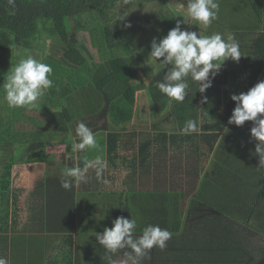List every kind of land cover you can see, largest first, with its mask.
<instances>
[{"label": "trees", "instance_id": "1", "mask_svg": "<svg viewBox=\"0 0 264 264\" xmlns=\"http://www.w3.org/2000/svg\"><path fill=\"white\" fill-rule=\"evenodd\" d=\"M120 1L15 0L13 6L8 0H0V84L12 70L11 66L14 68L18 62L12 61L13 56L18 55L15 52L23 50L26 55H32L33 51L45 53L43 47L47 49L53 38L59 39L66 47L65 62L74 68L85 67L89 60L72 38V24L94 34L93 46L99 47L103 62L109 65L107 70L99 59L91 63L88 81L91 79L92 83L80 84V88L71 86L75 73L67 74V84L63 80L56 81V75L53 76V88L47 91L36 108L16 109V129L3 130L0 119V154L5 155L4 160L9 159L11 151L12 158L14 151L22 145H27V160L32 163L46 162V150L53 140L65 141L70 149L76 128L74 119L79 116L95 129L94 133L114 130L113 124L127 123L132 119L140 90L148 93L159 112L167 109L169 98L156 87V82L163 79L167 69L151 78L148 76L140 62L149 59V54L144 47L136 45V29H113L100 24L92 28L90 25L87 15H91L94 21L106 18L118 8ZM174 17L170 14L164 16L168 32L178 23ZM179 23L181 29L186 30ZM38 52L35 55L39 56ZM42 53L41 57L44 56ZM52 68L53 74L61 73L59 67ZM263 70L264 33L254 41L252 54L244 61V77L240 76V79H246L245 93L256 85ZM79 73L82 72L79 70L77 77ZM140 73L146 75L145 81H138ZM237 76L233 71L220 69L214 78L218 82L215 106L220 109L223 106L221 110L206 111V94H201L203 110L198 134L182 135L175 128L166 131L160 124L151 131H109L106 134L108 163L103 174L109 183L99 181L95 171L90 169L87 182L80 184L82 195L87 194L86 206L81 203L83 199H76V186L71 191L58 189L62 178L50 176L45 179L47 188L42 181L40 231L65 234L59 237L56 247L48 251L46 264L82 263L74 234H82L83 219L92 234L101 232L99 225H95L98 213L94 215L90 211V204L95 205L102 198L104 209L111 208L117 217L132 216L137 221V235L148 225H159L173 234L166 250L151 251L150 259L145 260L149 264H262L264 245L256 244L252 236L264 237V167H260L259 157L255 154L256 141L250 136L252 122H245L242 127L228 124L235 108L231 93L241 87L229 83L237 82ZM59 83L61 89L57 87L55 90ZM224 87L227 94H222L219 89ZM194 91L195 87L192 88ZM198 102L199 95L191 94L184 102L174 103L177 104L175 115L179 130L185 124L186 113L192 112V119L195 114L196 120ZM34 110L36 118L29 113ZM106 116L113 119V124L103 123L99 127ZM20 122L29 128L20 129ZM34 123L38 126H32ZM8 143L10 148L7 151L5 145ZM76 154L77 166L82 168L85 155L89 158L88 152ZM12 167L6 168L0 183V221L5 224V227L0 226L1 232L17 230L14 220L12 227L8 226L9 214L2 213L7 202L5 196L11 189ZM122 178L120 190H106L109 184L119 185ZM87 183L91 186L86 187ZM92 185L99 186V189ZM114 202L121 205L122 211L112 209ZM15 205L16 210L19 209V205ZM93 222L95 224H91ZM1 247L0 242V251ZM91 247L100 249L98 243H92ZM0 257L6 255L0 253Z\"/></svg>", "mask_w": 264, "mask_h": 264}, {"label": "clouds", "instance_id": "2", "mask_svg": "<svg viewBox=\"0 0 264 264\" xmlns=\"http://www.w3.org/2000/svg\"><path fill=\"white\" fill-rule=\"evenodd\" d=\"M8 3L14 6L15 0H8ZM131 3L132 0H125L126 5ZM179 8L186 11L191 22L207 29L218 18L220 4L219 0H187V7L180 4ZM128 15V11L123 15L120 13L113 24L125 20ZM131 26L130 23L124 24L125 28ZM241 57L240 45L234 34L213 32L210 35H200L182 30L178 22L159 42L152 40L149 59L167 69L163 79L156 82V87L169 98L168 104L172 105L174 102H184L189 93L194 95L199 91L204 94L212 87V79L219 74L222 65L229 59L238 62ZM52 72V67L41 58L31 54L20 58L3 84H0L3 101L10 109L36 108L47 91L54 86L50 79ZM193 87L196 88L194 93ZM230 98L235 103V108L228 124L242 127L245 122H252L250 136L256 141L255 154L259 157L260 167H264V81L258 82L246 93L233 94ZM225 130L228 131L227 128ZM200 131L195 119L186 120L180 129L182 135L198 134ZM68 147L60 144L55 148L58 160ZM70 148L73 153L96 150V133L83 121L77 123ZM106 168L107 161L102 154H97L92 159L85 155L82 168L64 166L60 186L71 191L75 186L86 183L90 169L95 171L99 181L108 184L109 181L103 176ZM112 224L102 234L95 233V239L105 253L101 257L105 264H116L113 257L121 253L124 257L121 264H144L146 259H150L153 249L166 250L168 241L173 236L169 230L159 225H148L137 235V221L133 218L117 217ZM0 264L9 262L7 258L0 257Z\"/></svg>", "mask_w": 264, "mask_h": 264}, {"label": "rangeland", "instance_id": "3", "mask_svg": "<svg viewBox=\"0 0 264 264\" xmlns=\"http://www.w3.org/2000/svg\"><path fill=\"white\" fill-rule=\"evenodd\" d=\"M180 4H183L184 7H187V0H132V3L130 5H126L125 0H121L118 8L116 10H114L113 12H110L106 18H104V17L99 18L98 21H94L92 19L91 15H87V18H88L92 28H94L96 25L98 26V24H100L102 26H108V27H111L113 29H118V28L124 27V24L130 23L132 25L131 27H134L136 29V33H135L136 45L140 48L144 47L148 51V54L150 57L152 40L156 39L157 42H159V40L164 38L168 33V28H167L168 26L166 25V22L164 20V16H167L169 14L174 15L175 16L174 18H176V20L178 22H181L186 27L185 28L186 30L187 29L193 30L192 28H194V29L196 28V24L194 22H191L189 20V18L187 17L186 11L179 8ZM219 4H220V10H219L218 18L215 21H213L212 24L216 23L219 28L222 26L225 30H228L226 26L231 25L232 23H234L235 26H237L238 24L245 25L247 23L250 24V26H251V24L253 26L260 25L259 18L264 16V10L262 7L264 4L263 0H219ZM126 11L129 12V15L125 18V20L117 21L115 24H113L114 21L119 17L120 13H121V15H123V13ZM229 11H233V13L231 15L230 14L226 15L225 12H229ZM230 16L232 19L229 20ZM249 30H252V29H249ZM217 32H219V31H217ZM233 32L234 31H231V33H230L229 31H227V33H230V34H233ZM71 34H72V38L74 39V42L78 43L79 47L83 51V54L89 60V63L85 67L74 68V67H71L69 65V63L65 62L66 60L64 58V54L66 51V47H65V45L60 43L59 39H57V38H53V40L50 41V43L47 45V49H45V47H43V51H45V53L33 51L32 55L37 57V58L40 57L42 60L45 58V60L47 62L50 61L51 63L59 66V68L61 69V73H59V74H66V75L64 77L56 76L55 77L56 81L57 80H63L67 84L68 83L67 74L71 75L74 72L76 75V78L72 80V84L74 85V87L80 88V84L86 85L87 82L89 84L92 83L91 79H90V81H88V77H90V74L88 72H89L91 63H93L94 61L97 62L99 59V61L102 63V65L104 67L107 68V70H109V65H108V62H103L104 60L102 58V55L100 52H98L99 47L96 46L97 48H94L93 41H92V39L94 38L93 33H90L89 31H86V30H82L81 28L76 27L75 24H72ZM234 35L238 40L243 39L244 37L247 36L244 33L243 34L234 33ZM36 52H38L40 55L42 53V54H44V56L43 57H41L40 55L37 56V55H35ZM15 53L18 55L13 56V60H12L13 62L18 61L20 58H23L26 56V54L23 50L17 51ZM140 63L142 65V67H144V70L149 72V75H151V77L157 75L161 70L164 69V68L159 67L158 65L154 64L151 59L150 60L149 59H145V60L142 59ZM11 68H13V66H11ZM79 70L82 73L81 74L79 73V76L77 77V72ZM53 76H55V74L52 73L50 79H54V78H52ZM146 79H147L146 75H144L143 73L139 74L138 81L139 80L145 81ZM145 84L147 85V81ZM57 85L58 86H56L55 90L57 89V87H59L61 89V86H62L61 83H59ZM74 93L77 94V92H74ZM50 104H52V103H50ZM61 104H63V102ZM198 104H199V106L197 107L198 109L196 110V120L198 121V125H199L201 122V110H203V107H202V105H200V100H199ZM3 107L5 109H3ZM0 108H2V109H0V111L1 110H5V112H7V110L13 111V109H10V108L8 109V106L3 101V98H2V100L0 99ZM168 108H169V110L165 109L164 110L165 112H163V113L159 112V110L155 108V105L152 104L151 100H149L148 93L145 90H140L137 93V104L135 105L134 112L137 111L138 114L140 115L139 116L140 119L144 122H141L140 120H138L136 123L137 125H132V123H130L129 125L124 124L122 126L119 124L118 125H115L113 123H111V124H113L115 126V130H117L118 128H122V129H125L127 131V133L135 132L136 130H137V132H140L141 130H144V129L145 130H151V129H154V126L156 124H157V126L160 124V126L162 128H164L168 123L166 119L169 118L172 110L175 109L173 107V104L168 105ZM221 109H222V107H221ZM198 111H199V113H198ZM206 111H207V109H206ZM37 115H39V114H37ZM185 118H186V120L192 119V112L186 113ZM193 118L195 119V114H194ZM46 119H47V121H49L50 117L47 116ZM89 119L91 120L93 118L90 117ZM83 120L84 119H82V116H79V117H77V119H74V123L77 125V123H79ZM111 120H113V119L111 118ZM111 120H110L109 116H107V118H105L103 120L104 122H101L99 124V127H102L103 123H105V122L106 123H108L109 121L111 122ZM50 122L52 123V121H50ZM92 122H93V120H92ZM110 122H109V124H110ZM168 124H170L171 128H175L172 126L173 123H171V121ZM92 130L95 131L94 128H92ZM246 139H248V138H246ZM240 141H244V139H241ZM22 146H19L18 149L14 151V152H17V156H13L12 158L10 157V154L13 151H11L9 153V159L7 158L8 160L7 159L4 160L5 155H0V157H3L2 161L0 162V165L2 166V168L0 170L1 173H5L6 168L9 167L10 165L14 166V164H17L16 161L20 160V162H22L23 160L28 159V157H29L28 150L23 149ZM5 147H7V151H8L10 148V143L6 144ZM70 151H71V148H70ZM25 155H28V156L26 158H24ZM73 156H74L73 159L78 161V155L75 153V154H73ZM66 158H67V156H64L63 154L61 155L60 160H58L57 157L54 156L52 159L53 160L52 163H56V161L57 162H64V160ZM47 160L50 162V159H46V161ZM107 163H108V161H107ZM72 166H74V165H70L69 167H72ZM25 168L27 170L31 171L30 174H36L37 176H39L38 180L40 182L43 181L46 184L45 185L46 188L48 186V181L45 180L46 177L50 178V176L52 175L53 178L54 177L63 178V175H62L63 171L60 169H58L56 172H54V174L50 175L48 173L49 171L48 170L46 171L47 164L43 165V167L39 166V165L35 166L32 164V165H28ZM12 169H13V167H12ZM16 169H17V167H16ZM16 172H17V170H16ZM16 172H15L16 176L14 177V180H13V187H15L17 185V183L20 185V181H21V178L17 175ZM118 172H120V169H118ZM55 173H58V174L55 175ZM122 180H123V178L119 181L120 188L118 187L119 185H117V184H115V185L109 184L111 187H109V185H108L106 190H110V191L120 190ZM22 182H24V179H22ZM85 185H83V187ZM59 186H60V184H58V189L61 188ZM89 186H91V184L87 183L86 187H89ZM21 187H23V185ZM75 189H77L79 191V194H80L79 196H86L85 194L82 195L83 191L80 192V190H81L80 185L76 186ZM184 203H185V201H184ZM111 207H112V209L114 208V209H118V210L122 211V209L120 208L121 205H118L116 202H114V204ZM90 208L92 209L90 211L94 215L97 213L103 215V217H102L103 219L102 218H96V224H95V222H93L91 224L99 225L103 228L107 225L113 226L112 221L115 220L117 218V216L115 213H113V211H111V208L104 209V207L102 206L100 209V207L97 205V203H96V206L94 205V203L90 204ZM94 217H96V216H94ZM252 238L255 240L257 239L258 241H264V239L260 235L252 236ZM24 262H25V260H23V263Z\"/></svg>", "mask_w": 264, "mask_h": 264}, {"label": "crops", "instance_id": "4", "mask_svg": "<svg viewBox=\"0 0 264 264\" xmlns=\"http://www.w3.org/2000/svg\"><path fill=\"white\" fill-rule=\"evenodd\" d=\"M262 7L264 10V4ZM225 13H226V15H228V14L231 15L233 13V11H229V12H225ZM230 19H232L231 16H230L229 20ZM259 21H260V25H257V26H253L252 24L250 26V24H248V23L247 24L249 26L247 24H245V25L238 24L237 26H235V24L232 23L231 25L226 26L228 30H225L222 26L219 28L216 23L211 24L210 26H208L207 29H205L203 26L198 27L197 25H196L195 29L192 28L193 29L192 31L197 32L200 35H210L211 33L217 32V31H219V33H222V34L227 33V31H229L230 33H231V31H234L233 34L234 33H237V34H243L244 33L247 35L243 39H239V40L235 37L236 40L238 42H240L239 43L240 51L242 53V57L240 58V60L238 62H233L231 59H229L221 67V69H223V70L233 71L234 74H238V76H237L238 81L237 82H235V81L230 82L229 85L239 84L241 87L236 88V90L234 92H232L231 95L237 94L239 91L245 92V90H247L246 89V84H247L246 79H243V81H241L240 76L244 77V74H243V72H244V61L248 57L251 56L254 41L258 39L260 34L264 33V16L260 17ZM249 29H252V30H249ZM45 63H47L49 65L53 64L50 61L47 62L46 60H45ZM53 65L59 67L58 65H55V64H53ZM53 65H52V67H54ZM52 73H54V70ZM55 75L59 76V77L62 76V74H59V73H56ZM148 76L151 78V75H149V72H148ZM73 79H75V77H73ZM260 81H264V70L262 71L257 83ZM71 86H73V84H71ZM219 89H221L222 94H227L226 91H224L226 89V87H224L223 89L222 88H219ZM216 90H218V82L216 80L212 79V87L207 89L206 92L204 93V94H206L205 101H206V105L208 106L206 109H208V110H220L219 107L215 106L217 104V95H218ZM213 91H215V92L213 93ZM191 94L192 93H189L188 95H191ZM195 94L199 95V100H200V105H201V93L199 91H196ZM2 98H3V95H0L1 100H2ZM174 103H176V102H174ZM174 103H173V107L175 109L172 110L171 115L166 120L168 123H170V121H171V123H173L172 126L175 127V129L178 132H180L179 123H178L176 115H175V111L177 109V104L175 106ZM136 104H137V101H136ZM198 106H199V104L197 105V107ZM0 109H2V108H0ZM3 109H5V108L3 107ZM167 110H169L168 107H167ZM15 111H16V109H13V111L7 110V112H5V110L0 111V119H2L1 127L3 130L9 131V129H12V128L16 129ZM163 112H165V111H162L161 113H163ZM29 113H32L31 117L36 118L37 112L35 110L29 111ZM40 114H42V113H40ZM139 116L140 115L136 111V112H134V115L129 122L120 123L119 125H121V126L124 124L129 125L130 123H132V125H137L136 123L138 120H140L141 122H144L140 119ZM106 118H107V116H106ZM110 120H111V118H110ZM168 123L163 128L166 131L173 129L170 127V124H168ZM19 124L22 126V128H20L22 130H25V128L26 129L29 128L27 126V124H24V123L21 124V122ZM105 124H106V122H105ZM110 124H111V122H110ZM110 124H109V126H110ZM32 126L36 127L38 125L34 123ZM40 126L41 125H39V127ZM35 127H34V129H35ZM32 129H33V127H32ZM113 129L114 130L109 129V131H118L121 133H127V131L125 129H122V128H118L117 130H115V128H113ZM151 130H145L144 129L141 131H151ZM109 131H101V132L96 133L98 148L96 150L87 151L88 155H89V159L94 158L95 155H97V154H102L104 156L105 160L107 161L106 134L109 133ZM135 132H137V130ZM23 137L24 136H22L21 138H23ZM60 144H66V142L61 141V140H53V144H51L47 147L46 153L48 155V159H50V162L46 161L44 163L43 162H33L32 163V162H29L28 160H23L22 162H20V160L17 159L18 160V161H16L17 164H14V166H13L12 173H11V179H10L11 189H10L9 194H7L5 196L6 197L5 199L7 200V202L2 207V213H3V215H6L7 213L9 214V217L7 220V222H9L8 226H10V228H11L12 227V221L14 220L15 221L14 226L17 230L14 232L11 230L10 231L4 230L3 232L0 231V242H1V246H2L1 247L2 251H0V253L3 255H6L5 258H7L9 264H46L48 251L51 252V250L54 247H56V245L58 244L59 237H63L65 235V234H55V233H44V232L40 231L39 222L41 220L40 208H41V203H42V198H41V196H42L41 195V193H42V190H41L42 189V181L40 182L38 180L39 176H37L36 174H30L31 171L27 170L25 168L28 165H32V164L35 166L39 165L42 167H43V165L47 164L46 171L48 170L49 171L48 173L51 175V174H54V172H56L58 169L63 171L65 165L67 167H69L70 165L77 166V164H76L77 161L73 159L74 158L73 153L70 151L69 148H67L66 152L63 154L64 156H67V158L64 160V162H57L56 161V163H52L53 157L56 156L55 148L57 146H59ZM26 146L27 145H23L22 148L27 149ZM0 155H2V154H0ZM14 156H17V152L14 153ZM27 156L28 155H25L24 158H26ZM1 161L2 160L0 157V162ZM74 166H72V167H74ZM16 167H17V169H16ZM1 168H2V166L0 165V170H1ZM16 170H17V172H16ZM15 172L21 178V181H20V185L17 183V185L15 187H13V180H14V177L16 176ZM4 174H6V172L1 173V171H0V178H1L0 183H2V179H4ZM56 174H58V173H55V175ZM22 179H24V182H22ZM46 179H47V177H46ZM22 185H23V187H21ZM92 187H94V185H92ZM119 187H120V184H119ZM164 187H165V185H163V188ZM94 188L99 189V186H95ZM85 195L87 196V194H85ZM75 196H76V199L79 198L78 200L83 199L81 201V203L83 206H86V203H85V201L87 200L86 196H79V191L77 189H75ZM102 196H103V194H102ZM102 200H103V198H102ZM102 200L98 199V201H96V203L100 207V209H101V206L103 205V202H104ZM16 203L19 205V209H17L18 211L16 210V205H15ZM96 203H95V205H96ZM102 217H103V215L98 214V218H102ZM131 218H133V217L129 216L127 219H131ZM80 221H81V219H80ZM1 225L5 227L4 222L0 221V226ZM111 227H112L111 225H107L104 228L99 226V228L101 229V232H99V233L102 234L105 228H111ZM81 230H82L81 235L78 234V232H76L74 234V236L76 237V244L79 246L81 256L83 258L81 264H105V262L103 260H101V257H103L105 255L103 249L100 247L99 250H96V248L91 247L92 243H98V242L95 239V234H92L89 231V226L85 225L84 219H83V224L81 225ZM91 237H93V239H91ZM53 238H56V239L53 240ZM262 238L264 239V237H262ZM91 240L93 241L92 243H91ZM254 242L256 244L264 245V241H258L257 239L256 240L254 239ZM100 253L102 254V256H96ZM114 258L116 259L115 260L116 264H121V262L124 260L122 253L114 256ZM23 260H25L24 263H23ZM144 264H149V263L147 261H144ZM262 264H264V262Z\"/></svg>", "mask_w": 264, "mask_h": 264}]
</instances>
